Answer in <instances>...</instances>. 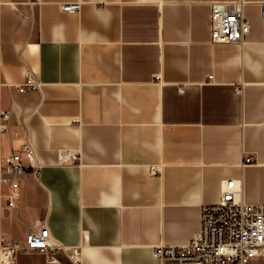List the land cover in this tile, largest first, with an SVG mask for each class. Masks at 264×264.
<instances>
[{
  "label": "crops",
  "instance_id": "1",
  "mask_svg": "<svg viewBox=\"0 0 264 264\" xmlns=\"http://www.w3.org/2000/svg\"><path fill=\"white\" fill-rule=\"evenodd\" d=\"M211 1L0 0V163L29 141L41 165L2 210L5 237L46 219L81 264H160L153 248L187 243L226 180L264 204V0H247L241 44L209 43ZM28 70L41 89L19 92ZM61 149L78 160L59 165ZM57 259L15 264H70Z\"/></svg>",
  "mask_w": 264,
  "mask_h": 264
},
{
  "label": "built area",
  "instance_id": "2",
  "mask_svg": "<svg viewBox=\"0 0 264 264\" xmlns=\"http://www.w3.org/2000/svg\"><path fill=\"white\" fill-rule=\"evenodd\" d=\"M247 3V0H215L209 3V43H243L249 31V22L244 15ZM259 7L260 18L264 21V2H260ZM60 9L77 12L80 3H64ZM208 78L211 80L212 76ZM15 89L19 92L39 91L41 82L28 70L23 82ZM8 120L9 111L0 107V130L7 128ZM21 153L27 163L22 162ZM57 157L59 165H70L78 160L79 155L75 150L61 149ZM251 162L252 156L246 157L245 163ZM40 167L36 151L29 141L0 163V182L8 186L6 205L0 202V217L4 208L17 209L20 179L29 174L37 176ZM33 251L46 255L49 263H58L57 253L64 252L70 264H81V248L74 247L67 252L66 247L50 234L46 219H36L20 240L5 237L0 224V264H15L17 253ZM152 254L160 264H250L254 257L264 256V204L245 203L240 183L226 180L218 202L200 207L198 232L182 245H156Z\"/></svg>",
  "mask_w": 264,
  "mask_h": 264
}]
</instances>
